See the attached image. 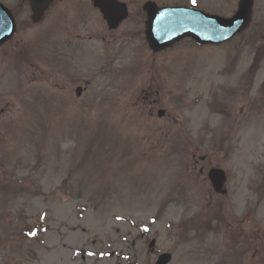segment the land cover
I'll return each instance as SVG.
<instances>
[{
	"label": "rangeland",
	"instance_id": "obj_1",
	"mask_svg": "<svg viewBox=\"0 0 264 264\" xmlns=\"http://www.w3.org/2000/svg\"><path fill=\"white\" fill-rule=\"evenodd\" d=\"M121 1L129 6V16L114 32L107 31L97 13H83L85 25L78 30L69 16L66 25L77 32L75 38L80 37L72 40L75 47L62 56L68 61L79 54V59L73 57V69H64V78L59 69L40 63L32 54L27 65L26 59L9 56L20 45L18 37L0 49L1 56L8 55L0 58V263L154 264L159 254L171 253L170 264H264L260 261L264 257L262 97L248 98L262 113L255 118L254 136L251 131L229 145L239 149L235 159L242 174H249L251 167L255 170L254 183L237 185L231 203L234 215L249 221L245 225L251 229L252 242L247 247L239 243L237 229L216 215L206 199L205 186L192 177L191 155L182 148L167 158L162 154L171 145L185 147L189 140V147L221 146L220 135L207 133L208 119L213 121L209 124L213 131L219 119L209 115L212 112L203 99L205 89H216L219 82L210 78L212 84L205 86L199 77L192 78L196 83L189 85L190 100H202L203 106L191 101L187 107L174 105V99L165 93L167 101L159 109L174 115L176 126L157 119V108L131 103L141 84L131 81V68L140 74L172 65L175 55L186 51L190 43L176 46L164 58L153 55L142 41V5L148 0ZM153 1L193 5L192 0ZM238 1L196 0L194 6L228 17ZM255 10L240 50H233L238 71L248 67L257 52L258 60L264 53V0L256 2ZM251 37L255 42L249 45ZM122 40L131 45L123 48L119 45ZM93 43L100 45L98 53L96 48L91 50ZM230 51L222 46H191L179 67L189 73L196 69L209 72ZM57 66L63 67L62 63ZM259 67L264 69V56ZM58 76L65 83L64 91L57 89ZM87 82L91 87L82 102L93 107H77L79 101L66 97L70 84ZM55 93L67 99L57 100ZM24 96L29 97L27 102ZM146 119L152 123L145 125ZM185 121L189 123L182 128ZM232 166L230 162L226 168L233 178ZM232 190L231 185V194ZM226 211L230 217L231 210ZM26 228L36 230V235L27 238ZM152 239L153 254L148 248Z\"/></svg>",
	"mask_w": 264,
	"mask_h": 264
},
{
	"label": "flooded vegetation",
	"instance_id": "obj_2",
	"mask_svg": "<svg viewBox=\"0 0 264 264\" xmlns=\"http://www.w3.org/2000/svg\"><path fill=\"white\" fill-rule=\"evenodd\" d=\"M91 0H54L49 7L47 8V12L50 11L54 12L53 14L57 15L58 11H62L65 9H85L89 5ZM0 3L9 11L12 12H27L31 11L33 7L30 5L29 0H0ZM140 21V22H139ZM43 22V19L37 23L36 25ZM139 23L142 22V19L138 20ZM60 37V36H59ZM56 38H58L56 36ZM49 42V47L53 49L54 52H63V44L60 47V40H56L54 38L46 41L42 38V43ZM248 71L242 74L237 78L236 82V91L238 96L244 98H249L250 96H255L259 94L264 86V77L259 82L260 83V90L256 93L255 92V82H256V72L252 70V68H248ZM233 73H227V75H232ZM141 84L139 87V92L137 95L138 104L141 102L144 106L158 108L161 107L162 104H165L167 101L166 94L169 97H173V91L175 89V74L170 73L166 68H161L159 70H153L150 72H142L141 73ZM148 80L147 83L144 82ZM230 87L225 89L218 90L216 94V98H213L214 103L221 100L222 102L225 97L228 96V100H231L232 95H230ZM166 93V94H165ZM141 104V106H142ZM153 111V110H152ZM152 114V113H151ZM149 114L150 116H152ZM228 116H224L223 120L224 123L228 121ZM240 117L236 116L232 120L235 123L234 129H237V132H240ZM244 120V119H242ZM173 121L175 122L174 118H169L164 122L167 124L168 122ZM207 153L205 155L199 157V162H194L193 170L198 169V174L196 175L197 180L200 183L208 184V173L212 168H216L222 170L226 177H227V186H233L231 196L229 194L224 196H218V202L221 203V208H224L226 203H232L235 200L237 195V185H251L255 180V170L253 167L249 169V174L244 175L239 170L236 164V152L239 151L238 148H231V147H208L206 149ZM193 159L195 160V155H192ZM233 164V170L236 172L234 177L232 178L231 170L226 168L229 163ZM232 181V182H231ZM212 199V196H209ZM232 224H237V218L234 216L232 217Z\"/></svg>",
	"mask_w": 264,
	"mask_h": 264
},
{
	"label": "water",
	"instance_id": "obj_3",
	"mask_svg": "<svg viewBox=\"0 0 264 264\" xmlns=\"http://www.w3.org/2000/svg\"><path fill=\"white\" fill-rule=\"evenodd\" d=\"M145 10L148 13V39L153 46L156 42L170 45L182 38H192L206 44L225 41L243 30L250 20L251 2H240L237 13L230 20L182 7L157 8L154 4H147ZM125 17L124 12L119 21ZM11 27L13 29L12 23ZM7 37L0 36V44ZM170 259L169 254L161 255L156 264H168Z\"/></svg>",
	"mask_w": 264,
	"mask_h": 264
},
{
	"label": "snow or ice",
	"instance_id": "obj_4",
	"mask_svg": "<svg viewBox=\"0 0 264 264\" xmlns=\"http://www.w3.org/2000/svg\"><path fill=\"white\" fill-rule=\"evenodd\" d=\"M192 4L195 5L196 4V0H192Z\"/></svg>",
	"mask_w": 264,
	"mask_h": 264
}]
</instances>
